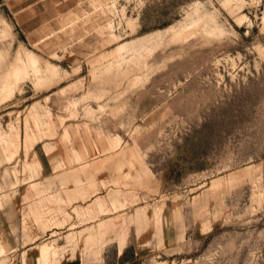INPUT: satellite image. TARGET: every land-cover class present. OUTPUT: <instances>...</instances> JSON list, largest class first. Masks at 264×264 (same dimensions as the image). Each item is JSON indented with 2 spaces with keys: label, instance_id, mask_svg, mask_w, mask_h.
<instances>
[{
  "label": "rangeland",
  "instance_id": "obj_1",
  "mask_svg": "<svg viewBox=\"0 0 264 264\" xmlns=\"http://www.w3.org/2000/svg\"><path fill=\"white\" fill-rule=\"evenodd\" d=\"M11 63L0 264H264V0H0Z\"/></svg>",
  "mask_w": 264,
  "mask_h": 264
},
{
  "label": "bare ground",
  "instance_id": "obj_2",
  "mask_svg": "<svg viewBox=\"0 0 264 264\" xmlns=\"http://www.w3.org/2000/svg\"><path fill=\"white\" fill-rule=\"evenodd\" d=\"M205 16V15H204ZM203 16V17H204ZM203 17H200V15H198V17L196 18V19H192L189 23H185V24H183V25H180V27H178L179 29V31L178 30H176L177 31V35H178V32L179 33H183L184 34V32L185 33H187V32H189V33H194V32H196L197 30H199V29H197V27L199 28L200 26V29H204L205 30V33H209V34H211L212 32H214V30L216 31V30H218V31H220V32H222V30H220V28L218 27V26H216V27H211L210 25V27L207 25V20L205 21V23L203 24V22H204V20L203 21H201V18H203ZM206 17H210V19H212L211 18V16H206ZM205 18V17H204ZM207 19V18H206ZM210 19H208L209 21H210ZM209 21H208V23H209ZM212 21V20H211ZM180 24H182V23H180ZM179 25V24H178ZM208 26V27H207ZM218 27V29H216ZM174 28V26L172 25V27H170V29H173ZM169 29V30H170ZM176 29V28H175ZM174 29V30H175ZM187 31V32H186ZM174 33H175V31H174ZM174 33H172V34H174ZM188 33V34H189ZM218 33V32H217ZM216 33V34H217ZM191 34V35H192ZM213 34H215V32L213 33ZM185 35V34H184ZM183 35V36H184ZM187 35V34H186ZM182 36V37H183ZM188 36V35H187ZM186 36V37H187ZM190 36V35H189ZM185 38V37H184ZM23 67L22 66H16L15 65V63H11L9 66H8V68L6 69V70H4L5 71V74L2 76V77H0L1 79H0V89H4V88H6V87H8L10 84H11V80L12 79H17L18 78V76H19V73L21 72V71H23ZM40 79H43L42 77H40Z\"/></svg>",
  "mask_w": 264,
  "mask_h": 264
}]
</instances>
